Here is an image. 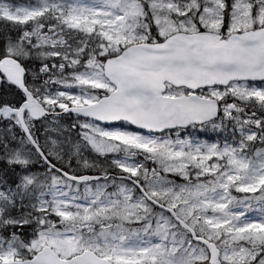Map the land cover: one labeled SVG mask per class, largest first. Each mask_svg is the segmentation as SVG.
<instances>
[{
	"label": "snow or ice",
	"instance_id": "6c2138e0",
	"mask_svg": "<svg viewBox=\"0 0 264 264\" xmlns=\"http://www.w3.org/2000/svg\"><path fill=\"white\" fill-rule=\"evenodd\" d=\"M0 264H264V0H0Z\"/></svg>",
	"mask_w": 264,
	"mask_h": 264
},
{
	"label": "rangeland",
	"instance_id": "374dc122",
	"mask_svg": "<svg viewBox=\"0 0 264 264\" xmlns=\"http://www.w3.org/2000/svg\"><path fill=\"white\" fill-rule=\"evenodd\" d=\"M201 139L207 140L209 138L215 139V134L211 132L199 134Z\"/></svg>",
	"mask_w": 264,
	"mask_h": 264
},
{
	"label": "trees",
	"instance_id": "16d2710c",
	"mask_svg": "<svg viewBox=\"0 0 264 264\" xmlns=\"http://www.w3.org/2000/svg\"><path fill=\"white\" fill-rule=\"evenodd\" d=\"M14 3H27L28 0H12Z\"/></svg>",
	"mask_w": 264,
	"mask_h": 264
}]
</instances>
